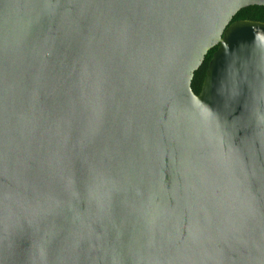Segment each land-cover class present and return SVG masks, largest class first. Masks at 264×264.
Masks as SVG:
<instances>
[{"label":"water","instance_id":"1","mask_svg":"<svg viewBox=\"0 0 264 264\" xmlns=\"http://www.w3.org/2000/svg\"><path fill=\"white\" fill-rule=\"evenodd\" d=\"M249 6L0 0V264H264Z\"/></svg>","mask_w":264,"mask_h":264},{"label":"trees","instance_id":"2","mask_svg":"<svg viewBox=\"0 0 264 264\" xmlns=\"http://www.w3.org/2000/svg\"><path fill=\"white\" fill-rule=\"evenodd\" d=\"M236 20H251L264 23V6H249L239 10L232 18L231 22ZM216 50V47L210 49L204 57L201 66L194 72L191 80V89L197 94L200 90L208 61L210 60L212 53Z\"/></svg>","mask_w":264,"mask_h":264}]
</instances>
